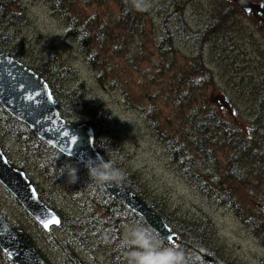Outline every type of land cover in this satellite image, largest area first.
<instances>
[{
  "label": "rangeland",
  "instance_id": "obj_1",
  "mask_svg": "<svg viewBox=\"0 0 264 264\" xmlns=\"http://www.w3.org/2000/svg\"><path fill=\"white\" fill-rule=\"evenodd\" d=\"M152 3L149 11L137 12L129 0H58L54 6L49 0H8L2 5L8 16L1 19L0 32L15 36L19 56L34 71H46L47 75L52 58L61 69L71 67L74 75L54 83V87L68 92L81 84L82 103L95 113L109 112L119 152L118 158L109 154V159L135 178L130 176L136 181V193L174 228L177 240L181 236L184 240L201 238L208 254L221 264H264V209L259 203L264 197V169L260 162L256 161L249 177L233 173L231 155L235 150L227 142L212 160H191L193 170L204 180V192L193 184V176L188 177L168 148L177 145L173 148L189 150L192 158L199 146L212 152L203 135L186 137L195 123L208 121L212 113L244 133L248 143L264 134V92L258 93L254 84L258 79L264 91V26L225 0ZM170 16L174 18L163 28L162 20ZM214 20L220 21L225 46L247 66L237 71L241 73L238 77L227 62L211 56L217 54L210 55L207 44L200 46L197 41L199 54L188 41L202 36V23L204 32ZM68 21L74 22L81 34L88 33L80 45L66 37ZM167 32L172 41L163 38ZM194 56L201 59L202 70L198 72L189 66ZM0 141L9 148L14 163L21 165L23 150L18 151L19 145L1 124ZM242 146L237 150L245 151ZM240 156L244 161L248 158L245 153ZM25 163L40 193L56 206L63 219L62 229L44 232L35 227L1 186L0 206L42 257L49 264H126L121 242L125 227L138 224L135 214L96 188L91 187L92 192L89 186L81 190L83 186L68 183L66 173L60 175L62 167L44 174L40 166ZM213 176L222 186L227 183L224 193L231 203L214 200ZM98 199L107 209L112 203L116 205L107 210ZM238 209L244 217L256 216L261 227L246 223L237 215ZM186 243L190 250L197 249ZM204 250H200L201 255L184 251L187 264H206ZM71 257L80 262L69 260Z\"/></svg>",
  "mask_w": 264,
  "mask_h": 264
},
{
  "label": "trees",
  "instance_id": "obj_2",
  "mask_svg": "<svg viewBox=\"0 0 264 264\" xmlns=\"http://www.w3.org/2000/svg\"><path fill=\"white\" fill-rule=\"evenodd\" d=\"M49 1L54 6L53 3L57 2L58 0H49ZM7 3H8V0H0V21L2 18L8 16L7 11L6 12L3 11V6ZM160 7H159V11H164ZM172 18H174V16H170L169 18L162 20L163 25H165L162 27L164 28L168 26ZM219 22H220L219 20L212 21L210 24L207 25L206 30H204V32L202 30V28H204V23H202L200 25V30H199V32H202V36L195 35L193 36L195 41H193L191 38H188V41H191L194 44L199 54H201V51H199L198 42L201 44L200 46H202L203 44H207V46H209L210 55L211 53L217 54V55H211V56H213L214 58L216 56L217 58L215 59L218 61L227 62L226 64L233 67L234 73L238 77V75L241 73H237V71L241 68L245 69L247 68V66L245 65V63L239 62V58L235 57L236 56L235 52L225 46L226 36ZM67 24H68L67 33L65 34L68 39L74 40L79 44V42L81 43V41L87 37L88 35L87 32H83V34H81L78 30H76V28L78 27L74 25V22L68 21ZM217 26L220 28L216 29ZM213 29H216V30L213 31ZM165 37L169 41H172V37L169 34V32H167L163 38L165 39ZM205 38L207 39V41ZM16 40L17 39L15 38L13 34L8 33V32L7 33L0 32V48L3 49L5 52H7L12 57H14L15 59H17L22 64L27 66L28 62L22 59L18 54V48H17L18 43L15 42ZM199 59H200L199 56H194L189 62V66L196 72L200 71V69L202 70V63L198 61ZM50 60H53L51 61L53 64L49 66V71H47V75H46V71L43 72L42 70H35V71L33 69L32 70L36 74H38L41 78H43L49 85L54 102H55V106L60 116L66 122H69L74 125L88 124L94 131V146H95V149L99 152V154L105 160L109 159L108 157L109 154H112V156H116V158H118L119 152H118V147H117V142H116V136L114 134V131H112V127L110 123L111 115L109 114V112L101 110L99 113H95V109L86 106V104H83L82 98H81L82 92L80 88L81 84L77 86L75 89H73L72 91H68V92H64V91H61L59 88H55L54 83L60 82L65 78L72 77L74 75V72L72 71L70 66H65L61 69L60 68L61 66L58 63L54 62L55 61L54 58ZM196 80L197 79H195V82H197ZM254 84L258 88V93L262 94L264 91L259 87L260 81L257 79L256 81H254ZM262 100L263 99L259 100L260 106H262ZM257 116H260V115H257ZM0 124L2 128L4 129V132L12 138L13 143L19 145L18 151L23 150L24 156L23 157L21 156L23 158L22 164L21 165L15 164L14 161L11 159L9 148L2 144L3 146L1 145L0 146H1V149L4 155L6 156L10 164L17 169L22 170L27 175V177L30 178L31 181H33V184H34V178L31 175V172L28 171L25 161H27L29 164L33 163L34 165L40 166L44 174L55 173L56 168H59V167L63 168L66 164H71L72 166L78 169V172H77L78 180L75 183V186L77 188H80L83 186L81 190L82 189L85 190L89 186L90 188L92 187L94 189L96 188V190L97 189L100 190L103 194L106 195V197H109L108 194L102 189L100 185H97L91 181L88 172L84 170L81 166H79V164H77L75 160L62 155L54 148L48 146L47 144H45L44 142L36 138V136L24 124L20 123L19 121L11 117L6 112V110L2 108V106H0ZM198 134H201L204 136V138L206 139L205 143L208 144L212 148V152L209 153L207 150L204 149L203 146H199L197 148V154L193 155V158H192L189 150L184 152L182 148L179 150L178 148L175 149L173 147L177 145H174V144L170 145L168 148H169V153L171 154L172 158L176 160L181 165V167H185L184 170L187 173L188 177L190 176L189 174L193 176L192 182L195 186L199 187L200 190L206 192V189L204 186L205 184L203 183L204 180L201 179L199 173L196 170H193V166L191 165V160L199 161V163L200 161L205 162V161L212 160L214 157V154L218 151V148L222 147L224 143L226 142L231 143L232 145L231 149L235 150V152L231 155L234 163L231 164L230 169L233 170V173H236L237 175L242 174V176L249 177L252 173V168L255 167L256 161H259L260 166L264 169V134L260 135L258 137V140L248 143L249 140L246 138L244 133L234 128L233 126L227 123H224L222 119L215 113H212V117L208 121L201 120L195 123V125H193L192 128L189 129L186 137L195 138L196 136H198ZM1 141L0 143H2ZM242 145H246V146H242ZM239 146H242L245 151L237 150V147ZM224 147H228V146H224ZM240 153H245L248 156L246 161L241 159ZM29 159L32 161L31 163L29 162ZM118 166L121 167L122 163H120ZM128 174L125 173L126 179L124 180L123 184L136 193L137 186L134 184L136 182L134 181L135 178ZM54 176H56V174ZM130 176L134 180H131ZM210 178L213 179V181H215L216 183V187L214 188L216 193H213L214 200L218 203H224V202L231 203V201L227 199V195L224 193V191L225 192L227 191L225 187L227 183L225 182L222 186V183L217 177L213 176ZM63 187H66V185H63ZM92 188H91V191L93 192ZM4 193L6 194V197L9 198L16 207H18L17 202L14 199H12L10 196H8L5 190H4ZM81 193H84V192L81 191ZM40 198L42 199L41 196ZM259 203L264 209V197H262L259 200ZM99 204H101L105 209H107L103 201L99 200ZM113 205H116V204L112 203L111 206ZM110 207L107 210H110ZM151 208L156 211L154 207H151ZM250 209L251 208H249V210ZM238 210L239 211L236 213L237 215H239L240 218H242V216L244 215V213L242 212L243 210H240V209ZM1 211L3 210L1 209ZM244 212L246 213V211ZM23 214L26 218H29L31 221H33V219L25 211ZM6 217L9 220L11 216L9 215ZM135 218L138 224H144V222L136 215H135ZM243 218H245L246 223L253 224L257 228L261 227L256 216L254 215H251L248 217L243 216ZM165 222L168 224L166 220ZM15 224L17 223L15 222ZM262 224H264V221H262ZM171 230L174 231V228L172 227ZM177 242H180L178 247L182 249L183 251L189 250L191 253L193 252V253H196L197 255L198 254L201 255L200 250H203L205 248V250L203 251L205 254V257L210 256L211 258L216 260L219 264H221V262L213 254H208L207 252L208 250L206 246L202 244L204 240H201V238H198L197 236L190 238L189 236V238L184 240L181 236V240H178ZM186 242H191V244L195 245L197 249L191 247V250H190L189 249L190 244ZM69 260L80 262L75 257H71ZM0 263L13 264L6 257V255L1 251V249H0Z\"/></svg>",
  "mask_w": 264,
  "mask_h": 264
},
{
  "label": "water",
  "instance_id": "obj_3",
  "mask_svg": "<svg viewBox=\"0 0 264 264\" xmlns=\"http://www.w3.org/2000/svg\"><path fill=\"white\" fill-rule=\"evenodd\" d=\"M234 4L245 15H262L264 4L246 0H226ZM264 24V19L261 21ZM0 106L13 118L26 125L42 142L62 155L72 158L84 170L82 161L101 156L94 146V131L88 124L74 125L66 122L59 114L46 81L34 71L20 63L0 48ZM0 185L23 206V208L46 231L44 222L52 217L59 218L41 203L37 192L24 172L13 168L0 148ZM107 194L144 223L173 243L176 235L165 220L157 215L148 203L126 187L101 185ZM171 237V239H169ZM0 249L13 264H48L32 246L25 234L16 229L0 211ZM208 264H219L207 258Z\"/></svg>",
  "mask_w": 264,
  "mask_h": 264
},
{
  "label": "clouds",
  "instance_id": "obj_4",
  "mask_svg": "<svg viewBox=\"0 0 264 264\" xmlns=\"http://www.w3.org/2000/svg\"><path fill=\"white\" fill-rule=\"evenodd\" d=\"M129 3L137 12H147L153 6L152 0H129ZM82 162L91 181L97 185H120L126 179L114 159L105 160L97 155ZM77 172L76 167L66 164L60 175L66 173L68 183L74 184L78 180ZM121 246L125 249L126 264H187L186 253L182 249L169 246L159 233L144 224L126 226Z\"/></svg>",
  "mask_w": 264,
  "mask_h": 264
},
{
  "label": "flooded vegetation",
  "instance_id": "obj_5",
  "mask_svg": "<svg viewBox=\"0 0 264 264\" xmlns=\"http://www.w3.org/2000/svg\"><path fill=\"white\" fill-rule=\"evenodd\" d=\"M33 183V182H32ZM1 186V185H0ZM34 188L36 189V192H37V194H38V196H39V199H40V196L42 197V199H43V201L46 203H43L45 206H46V208H48L53 214H55L58 218H59V224L58 225H60L59 227H60V229H62V226H63V219H62V217L60 216V214L58 213V210H57V208H56V206L53 204V202L51 201V200H47L44 196H43V194H41L40 193V191H39V189H38V187L34 184ZM2 187V186H1ZM3 188V187H2ZM4 189V188H3ZM2 189V191L4 192V190ZM5 192L8 194V196H10L11 198H12V196L5 190ZM96 193H100V192H96ZM13 199V198H12ZM41 201V200H40ZM98 201V200H97ZM18 207H20V208H23V206L21 205V204H19L18 203ZM0 208H1V206H0ZM3 211L2 212H4V214L6 215V216H9L8 215V213L3 209V208H1ZM0 209V210H1ZM22 212H24L22 209H20ZM26 215V214H25ZM4 216V215H3ZM27 216V215H26ZM5 217V216H4ZM29 219V218H28ZM33 224H34V226L35 227H37V228H39V229H41L42 230V228H41V225L38 223V222H36V220H33V221H31ZM53 227H51L50 228V230L52 229ZM24 233V232H23ZM100 233H101V229H100V227H99V229L96 231V235L97 236H99L100 235ZM25 234V233H24ZM29 240H30V238L28 237V236H26ZM31 241V240H30ZM178 241V240H177ZM31 243H32V241H31ZM168 244H169V242H167ZM177 242H174V243H171L172 245H175ZM33 247H34V245H32ZM35 248V247H34ZM35 250L38 252V250L35 248ZM39 253V252H38ZM40 254V253H39ZM40 256L42 257V255L40 254ZM43 258V257H42ZM76 258V257H75ZM207 256L206 257H204V260H205V262H206V264H208V262H207ZM210 258V257H209ZM44 259V258H43ZM77 259V258H76ZM213 259V258H212ZM45 260V259H44ZM78 260V259H77ZM214 260V259H213ZM46 261V260H45ZM79 261V260H78ZM47 262V261H46ZM217 262V261H216ZM48 263V262H47ZM218 263V262H217ZM49 264V263H48Z\"/></svg>",
  "mask_w": 264,
  "mask_h": 264
},
{
  "label": "snow or ice",
  "instance_id": "obj_6",
  "mask_svg": "<svg viewBox=\"0 0 264 264\" xmlns=\"http://www.w3.org/2000/svg\"><path fill=\"white\" fill-rule=\"evenodd\" d=\"M58 223H59V220L56 219L55 217H52V218H50V219H48V220H46V221L44 222V227L47 228V227H49L51 224H58ZM169 239H171V237H169Z\"/></svg>",
  "mask_w": 264,
  "mask_h": 264
},
{
  "label": "bare ground",
  "instance_id": "obj_7",
  "mask_svg": "<svg viewBox=\"0 0 264 264\" xmlns=\"http://www.w3.org/2000/svg\"><path fill=\"white\" fill-rule=\"evenodd\" d=\"M47 83V82H46ZM48 87H49V85H48ZM49 89H50V87H49ZM51 91V90H50ZM99 153V152H98ZM102 157V156H101ZM38 198H39V196H38ZM39 200H41V203L43 204L44 202L42 201V199L40 198ZM44 205V204H43ZM33 220H35L24 208H22ZM8 222L10 223V224H12L16 229H18V230H21L17 225H15L13 222H11L10 220H8ZM22 231V230H21ZM23 232V231H22Z\"/></svg>",
  "mask_w": 264,
  "mask_h": 264
}]
</instances>
